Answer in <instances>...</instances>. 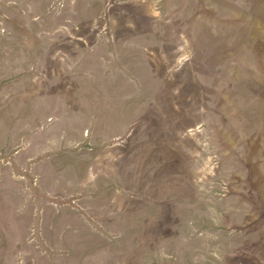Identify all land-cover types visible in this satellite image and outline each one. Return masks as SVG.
I'll return each mask as SVG.
<instances>
[{"label": "rangeland", "instance_id": "374dc122", "mask_svg": "<svg viewBox=\"0 0 264 264\" xmlns=\"http://www.w3.org/2000/svg\"><path fill=\"white\" fill-rule=\"evenodd\" d=\"M245 2L0 0V264H264Z\"/></svg>", "mask_w": 264, "mask_h": 264}, {"label": "water", "instance_id": "95a60500", "mask_svg": "<svg viewBox=\"0 0 264 264\" xmlns=\"http://www.w3.org/2000/svg\"><path fill=\"white\" fill-rule=\"evenodd\" d=\"M245 3L247 8L242 4L239 6L237 5L238 9L241 11L250 10V8L256 3V0H246ZM232 72L237 79L236 89L233 94L236 98L243 97L247 100L248 111H244L245 113H243V117L245 120L241 124L242 128L247 131L253 129L259 121L262 120L264 122V96L260 97L254 95V92L259 90L261 86H259V82L257 83L254 80L255 67L253 64H250V62L246 60L243 65L233 67Z\"/></svg>", "mask_w": 264, "mask_h": 264}]
</instances>
